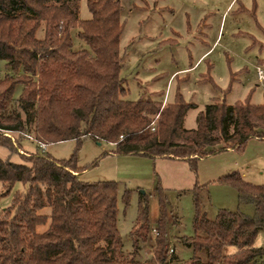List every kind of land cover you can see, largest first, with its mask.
<instances>
[{
    "label": "trees",
    "instance_id": "obj_1",
    "mask_svg": "<svg viewBox=\"0 0 264 264\" xmlns=\"http://www.w3.org/2000/svg\"><path fill=\"white\" fill-rule=\"evenodd\" d=\"M85 2L87 19L79 16L80 0H0V60L9 68L0 76V145L17 152L20 138L28 135L37 143L74 139L80 144L91 138L111 143V152L119 155L183 160L195 171L201 158L242 150L252 138L264 140V103L212 101L188 129L184 117L194 104L178 91L167 104L144 94L123 98L120 0ZM73 33L88 49L74 48ZM18 84L22 89L14 98ZM19 155L20 163L0 158V198L16 183L23 185L0 211V264H264V248L253 245L264 228V185L246 181L238 171L218 181L235 188L238 205L252 204L253 216L219 209L209 219L197 193L204 185L196 184L193 234L178 237L193 254L181 262L166 246L161 195L158 234L151 256L141 260L150 232L146 195L139 197L132 250L126 251L117 228L115 181L82 180L74 156ZM123 202H129L128 191ZM45 208L49 212H42ZM48 220L46 230L37 232ZM227 246L237 250L225 253Z\"/></svg>",
    "mask_w": 264,
    "mask_h": 264
},
{
    "label": "rangeland",
    "instance_id": "obj_2",
    "mask_svg": "<svg viewBox=\"0 0 264 264\" xmlns=\"http://www.w3.org/2000/svg\"><path fill=\"white\" fill-rule=\"evenodd\" d=\"M79 5L80 18H89L85 0ZM120 5L123 98L136 100L144 94L159 101L168 97L170 102L178 91L186 102L194 104L185 114V128H194L197 114L212 101L264 103V90L256 86L254 68L264 66V0H120ZM43 27L41 23L38 37L43 35ZM72 37L75 49H88L75 33ZM8 72L6 62L0 60V76ZM21 89V84L16 85L14 98ZM19 145L17 152L0 145V158L20 163L19 153H33L39 147L27 137H21ZM113 149L111 143L84 138L80 144L74 139L46 143L45 152L57 159L74 156L84 181L117 183V228L126 251L132 250L130 230L142 194L149 200L150 229L156 227L159 197L165 196L166 246L181 262L193 254L178 237L193 234L196 184L204 185L197 193L209 219H214L219 209L254 215L253 205H238L235 188L218 178L238 171L246 181L264 185V140L252 138L242 150L227 149L201 158L195 171L185 161L119 155L111 152ZM21 189L23 185L16 183L0 198V211L10 204L13 192ZM125 191L128 204L123 202ZM48 224L49 220L38 225L36 231L43 232ZM148 238L139 252L141 260L151 256L150 232ZM253 245L264 248V228ZM236 250L227 246L224 252ZM199 255L205 257L203 251Z\"/></svg>",
    "mask_w": 264,
    "mask_h": 264
},
{
    "label": "built area",
    "instance_id": "obj_3",
    "mask_svg": "<svg viewBox=\"0 0 264 264\" xmlns=\"http://www.w3.org/2000/svg\"><path fill=\"white\" fill-rule=\"evenodd\" d=\"M254 68H255V76H256L257 85H258V87H260L261 89L264 90V66L256 65ZM152 125H154V124H152ZM5 134L8 135L9 137H11V139H12V136L10 134H8V133H5ZM27 138L33 140V137L30 135H28ZM38 144H39L38 151L40 153L45 152L46 143L38 142ZM150 234H151V238H153V239L157 236L158 232H157L156 227L150 229ZM169 252H172V250L169 249Z\"/></svg>",
    "mask_w": 264,
    "mask_h": 264
},
{
    "label": "crops",
    "instance_id": "obj_4",
    "mask_svg": "<svg viewBox=\"0 0 264 264\" xmlns=\"http://www.w3.org/2000/svg\"><path fill=\"white\" fill-rule=\"evenodd\" d=\"M255 79H256V76H255ZM256 86H258L257 85V81H256ZM169 101H168V97L166 98V97H164V99L162 100V103L163 104H167ZM184 124V123H183ZM189 129V128H188ZM19 151H22V150H19ZM158 158V157H157ZM181 161H183V160H181Z\"/></svg>",
    "mask_w": 264,
    "mask_h": 264
}]
</instances>
